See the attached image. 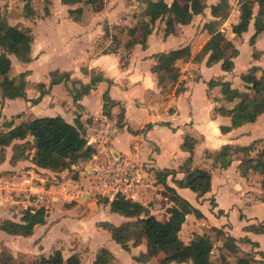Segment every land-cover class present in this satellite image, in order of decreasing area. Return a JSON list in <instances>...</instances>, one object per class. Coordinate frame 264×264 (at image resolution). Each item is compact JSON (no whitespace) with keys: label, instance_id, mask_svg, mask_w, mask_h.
<instances>
[{"label":"crops","instance_id":"1","mask_svg":"<svg viewBox=\"0 0 264 264\" xmlns=\"http://www.w3.org/2000/svg\"><path fill=\"white\" fill-rule=\"evenodd\" d=\"M48 1L44 9L33 5L31 15L22 17V26L14 25L27 29L33 35V61L21 63L15 56L9 55L20 66L21 72L29 71L26 79L27 99L4 98L0 90V119L16 126L36 117L61 115L71 123L76 120L82 123L95 153L91 157L81 158L79 165L74 166L79 173L78 178H70L69 183L72 182L77 194L69 193L66 196L79 197V201L89 197L90 206L96 207L93 209V215L96 216L82 218V222H89L95 228L94 237H91L97 250L95 258L99 250L106 247L112 251L114 260L119 264H151L153 260H137L147 250L146 243L131 246L127 251L112 239L108 230L99 226L101 222L120 225L129 220L113 212L110 202H102L100 208L96 201L97 193L106 196L101 191L98 178L109 155L113 153L139 164L141 182L133 200L147 206L159 219L167 220L170 217L168 208L174 205L166 186L157 177L158 171L166 169L175 172L167 178V185L175 188L180 196L200 211V216L195 213L186 216L179 240L172 246L173 251L188 245L196 234H207L215 242L211 256L214 264H230L236 259L235 255L250 259V264H264V231L256 230L264 225L263 175L253 168L249 169L246 176L242 174L240 164L245 161L244 153L235 154L228 168H222L215 159L224 145L249 146L253 143L257 145L260 139L264 140V114L255 122L223 130V127L232 125V117L217 109H232L235 102L225 97L220 86L209 85L211 80L229 81L233 88L252 92L241 76L253 66L257 67V79L264 83V31L258 35L254 46L250 42L256 32L254 19L248 31L241 35L233 32V25L241 17L239 0L236 4L229 0L230 14L221 26L240 51L234 58L233 71L224 70L222 61L209 64V53L203 51L211 37L205 24L220 18L212 14V5L220 0H206L207 6L203 13L195 15L190 24H177L175 32L169 35H165V20H157L153 32L148 36L147 47L140 42L132 46L127 43L141 37L142 25L150 19L146 12L155 7L157 0H99L98 5L104 3L95 9L91 5H97L98 0ZM165 1L169 5L173 2ZM248 4L252 6L253 0H249ZM145 5L147 7L144 10ZM257 5L253 7L254 18L261 13L258 1ZM72 10L75 12L71 13ZM132 28H137L135 35L130 32ZM183 47L190 49L191 56L189 59L177 60L175 67L179 72L178 79L170 77V71L165 73L166 78L161 83L159 74L153 70L157 64L155 54ZM245 52L248 62L240 69ZM56 72L59 76L69 74L70 80L52 85ZM95 74L101 75L104 80L98 82L89 93L76 99L75 90L81 89L83 84H90ZM42 83L49 92L36 103L35 100L42 94L39 87ZM106 92L110 100L105 108ZM106 118L117 126V131L110 136L104 134L102 126ZM148 124H152V127L148 128ZM187 138L196 140L193 151L185 147ZM258 153L255 148L248 157L256 158ZM12 155L8 154L0 165V179L7 171L13 172L16 179L21 173L33 171L34 168L26 169L28 163L41 172L66 173L41 168L29 159L12 163ZM190 159L192 163L189 166ZM189 167L205 168L211 172V191L199 195L191 188L180 187L176 183V180L186 177ZM38 187L32 185L33 189ZM108 197L110 201L114 199ZM16 212L0 204V218L3 220L21 222L22 216L16 217ZM58 226V223H51L47 218L46 224L37 225L29 236L13 235L0 229V240H3L0 245L3 243L2 246L12 257L22 256L25 264L33 263L37 255L49 257L54 248L62 250L67 260L84 247L82 244L79 247L70 246L65 239L57 236L55 230ZM218 230L222 231L220 235ZM229 236L236 239L239 247L235 255L226 247ZM51 239L53 241L47 248ZM47 249L51 251L49 255ZM162 257L164 254L159 258Z\"/></svg>","mask_w":264,"mask_h":264},{"label":"trees","instance_id":"2","mask_svg":"<svg viewBox=\"0 0 264 264\" xmlns=\"http://www.w3.org/2000/svg\"><path fill=\"white\" fill-rule=\"evenodd\" d=\"M25 16H30L33 10V0H25ZM79 1V0H78ZM261 7V13L254 18L253 7L248 4L249 0H239L241 6V17L237 24L233 25V32L241 35L248 31L249 26L254 19L256 32L251 37V45H255L258 35L264 31V0H257ZM206 0H173L169 5L165 0H157L155 7L146 12L150 17L142 25L141 37L137 41H129L128 46L135 42H140L147 47L148 36L153 32L156 21L165 20V35L175 32L177 24H190L195 15L201 14L206 8ZM231 4L229 0H220L217 4L212 5V14L220 16L219 19L211 20L205 24L211 37L203 47V51L209 53L208 63H218L222 61V67L226 71H233L235 68L234 58L240 53L235 44L228 39L225 32L221 29L223 22L229 17ZM72 10L71 13H74ZM107 32H108V28ZM132 35H135L137 28L130 29ZM33 35L28 30L20 29L9 23L7 17L0 9V90L4 98H25L27 99V76L29 71L20 73V78L10 76L13 68V62L10 54L14 55L21 63H30L33 61L32 44ZM256 55V50H255ZM191 51L188 47L174 49L169 52L155 54L157 64L153 70L159 74L160 82L166 78V72H172L170 77L178 79L179 72L176 70V62L179 59H189ZM257 67L253 66L247 72L242 74V80L250 87L252 92L242 91L233 88L229 81L211 80L210 86H220L222 93L230 102H235L232 109L221 107L219 112L227 113L232 117V125L223 127L227 130L233 127L242 126L245 123L255 122L264 114V83L256 77ZM70 80L69 74L59 76L56 72L52 78L51 84H58ZM104 78L95 74L88 85H82L81 89L75 90V98L79 99L89 93L91 89ZM41 96L35 100L39 102L42 96L49 92L45 85L39 84ZM105 108L110 100L108 92L104 94ZM1 118V117H0ZM7 130H0V165L7 159V148L14 144V153L11 158L12 163L20 159H28L19 153L23 151L29 141L15 143L26 140L29 136L33 137L36 154L34 162L37 166L49 169L53 172H62L69 168L83 157H91L95 153V148L89 144L86 136V130L79 120L75 123L67 121L61 115L36 117L31 120L23 121L19 125L13 126L7 123ZM148 128L152 124L147 125ZM196 142L193 138H187L185 147L193 151V145ZM256 148L255 144L249 146H234L231 144L224 145L221 151L215 156L222 168H228L233 162V156L239 152L246 153L247 156ZM245 154V155H246ZM192 160H189L190 166ZM242 174L247 175L249 169L253 168L263 175L262 187L264 189V152L257 158H247L240 164ZM175 172L166 169L158 171L157 177L159 182L166 186L174 202L172 207L168 208L170 217L167 220L159 219L152 214L149 208L139 201L117 196L112 201L108 197L106 202H110L111 210L119 213L129 220L120 225L110 222H101L99 226L104 227L111 234L113 240L129 251L131 246H139L146 243L147 250L142 252L137 260L148 262L159 254L164 253L160 259V264H170L171 262H192V264H214L211 259L215 246L214 239L207 234H196L192 241L185 245L179 251H173L172 246L179 240V232L190 213L201 215L200 211L194 207L187 199L178 194L175 188L167 185V178ZM78 178V176H77ZM180 187H189L199 195H204L211 191L212 174L205 168L189 167L186 177L183 180H176ZM48 211L45 207L39 209L29 208L22 217V221L8 219L0 225V229L13 234L29 236L34 233L37 225H44L47 222ZM258 231H264V225L257 227ZM220 235L222 231L218 230ZM226 247L235 255L239 251L236 239L229 236L226 241ZM1 257V255H0ZM114 254L106 247L101 248L92 264H112ZM234 262L230 264H250L248 258H241L235 255ZM75 264L72 257L64 259L62 250H56L49 257H43V264ZM0 264L4 263L0 260Z\"/></svg>","mask_w":264,"mask_h":264},{"label":"rangeland","instance_id":"3","mask_svg":"<svg viewBox=\"0 0 264 264\" xmlns=\"http://www.w3.org/2000/svg\"><path fill=\"white\" fill-rule=\"evenodd\" d=\"M99 0L97 1V5H91L94 9L98 6H101L102 3L100 2L98 5ZM236 4L237 0H233ZM20 3H23L20 5ZM49 4L48 0H35L33 1V5H37L38 7L45 8V5ZM88 4V3H86ZM239 4V3H238ZM24 0H0V9L2 13L7 17L8 21L12 25L22 26V17L25 16L24 10ZM252 5V4H251ZM154 6V5H152ZM151 6V7H152ZM257 0H253L252 7L256 8ZM144 10L147 5L143 6ZM25 28H23L24 30ZM27 30V29H25ZM14 57V55H12ZM126 57V54L123 55ZM13 62V68L10 72L11 77H15L17 79L20 78V73H22L19 69L20 66L17 62ZM248 62V55L245 52L243 59L240 62L239 68L241 69L244 67ZM25 72V71H24ZM1 117V116H0ZM8 121L0 119V130H7L6 124ZM25 141H29L23 151H19L20 154L27 156L29 160H33L36 154L35 144L33 143V138L29 136L26 140L17 141L15 143H23ZM264 140L260 139L257 141L256 149L260 153L257 154V157L260 156L264 151ZM14 144L7 148V155L10 153H14ZM244 153V152H243ZM246 153H244L245 155ZM250 155V154H249ZM32 157V158H31ZM247 154L246 158L247 159ZM256 157V158H257ZM81 160V159H80ZM80 160L75 164H72L69 168L64 169L66 171L65 174H55L51 172H41L36 167H34L31 163L26 164V169H32L33 171L27 173H21L19 179H16L13 176V172L7 171V173L3 178L0 179V204L7 210H17V214H14L16 217H23L25 212L29 208L39 209L41 207H45L48 211V220L51 223L59 224V228L55 230L57 236H60L61 239H65L67 243L71 246V244L76 245L79 247L80 244L83 245L81 251H78L71 255L72 259L76 261L75 264H91L94 260L95 250L94 243H92L91 237H94L95 228L93 224L87 223L85 224L82 222V218L84 217H94L93 209H96L95 204L94 207L90 206L89 204V197L83 200H78L77 198L67 197L66 194L75 193L77 194V190L73 186L72 182L69 183L70 178H77L78 171L77 168H74L75 165H79ZM31 162V161H30ZM24 169V167L22 168ZM63 172V171H62ZM44 177V180H41ZM98 184L101 186V191L104 194V185L101 182L100 178H98ZM32 185L39 186L37 189H33ZM103 187V189H102ZM81 195V193H79ZM96 195V201L99 203L98 207L101 208L102 202L105 201V197H108V194ZM52 215V216H51ZM50 216V217H49ZM54 217V218H53ZM6 220L0 218V225ZM80 226V227H79ZM104 228V227H103ZM83 230V231H81ZM84 232V233H83ZM108 232V231H107ZM86 234V235H85ZM85 235V237H84ZM90 238V240H89ZM70 239V241H69ZM0 241H3L2 239ZM53 240H49L47 243V248L50 247V244ZM3 243L0 245L1 257L3 258L2 261L7 262L9 264H25L23 263V257L19 255L18 258H14L8 252V250L2 246ZM55 249V248H54ZM53 249V254L55 253L56 249ZM47 255L50 254L51 251L47 249ZM101 250V249H100ZM99 250V251H100ZM164 253L159 254L156 258H154L150 263L151 264H160L159 257L163 256ZM43 255V254H42ZM41 255V256H42ZM41 256L37 255L36 260L31 264H43ZM97 256V255H96ZM215 256V255H214ZM224 263H226L224 261ZM64 264H68L65 262ZM112 264H119L117 261L114 260Z\"/></svg>","mask_w":264,"mask_h":264},{"label":"built area","instance_id":"4","mask_svg":"<svg viewBox=\"0 0 264 264\" xmlns=\"http://www.w3.org/2000/svg\"><path fill=\"white\" fill-rule=\"evenodd\" d=\"M102 126L106 136L117 131L116 124L108 118L104 120ZM100 180L105 187L104 193L108 196L134 199L141 182L140 166L128 157L115 156L111 153L100 172Z\"/></svg>","mask_w":264,"mask_h":264}]
</instances>
